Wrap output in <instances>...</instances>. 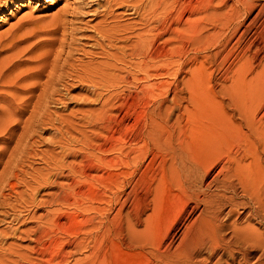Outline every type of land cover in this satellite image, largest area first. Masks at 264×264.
<instances>
[{
    "label": "rangeland",
    "instance_id": "374dc122",
    "mask_svg": "<svg viewBox=\"0 0 264 264\" xmlns=\"http://www.w3.org/2000/svg\"><path fill=\"white\" fill-rule=\"evenodd\" d=\"M8 1L0 5V97H10L0 99V264H216L219 252L211 259L191 242L209 219L204 199L233 209L218 218L223 225L237 219L264 231L260 217L238 216L236 202L247 199L223 186L234 179L236 143L219 131L235 124L248 134L237 107L257 120L264 104L254 111L244 94L218 86L263 23L264 0L243 10L240 30L261 16L241 43L209 60L219 43L196 52L177 22L210 28V0H188L193 15L176 14L174 0ZM200 65L195 99L185 80ZM250 251L252 264L264 257Z\"/></svg>",
    "mask_w": 264,
    "mask_h": 264
},
{
    "label": "bare ground",
    "instance_id": "6f19581e",
    "mask_svg": "<svg viewBox=\"0 0 264 264\" xmlns=\"http://www.w3.org/2000/svg\"><path fill=\"white\" fill-rule=\"evenodd\" d=\"M47 1L48 0H45V2ZM231 1L232 3L228 4L229 0H218L215 6H212V0L206 3L207 6L205 11H211L209 13V23L211 25L210 28L195 29L194 22H190L189 19L183 20V17H180V20L177 22L182 26H188L186 29L189 31L191 30V34L193 35L189 41L192 42L190 44L191 48L196 52L204 49L203 46L207 48L210 46V44L219 43V49L206 57L208 60L212 58L216 59L218 55L223 54L222 50L226 47V45L229 44V42L233 41V45H236L238 42L241 43L242 39L247 35L248 30H250L251 25L255 24L261 16V12H258L256 14L257 16L253 18L243 30H240L242 27L241 18L243 17V10H250L252 7H254L256 2L255 0ZM8 2V0H0V5L7 6ZM174 2H177L176 14L179 12L182 14L186 13L188 15L194 14L195 11L193 10L192 6H190V2L188 0H174ZM215 22L217 23L214 25ZM262 22V24L260 23V28H256L255 33L252 34V39L247 43L246 47L241 49L242 53L238 54L227 65V67H225L220 78V83L218 84V86H220L219 91H222L223 93H231L232 91L236 95L244 94L248 102H250V107H252L254 111L256 109H260V107L264 104V19ZM218 23L221 26L220 28L217 25ZM232 23L233 27L229 32L230 37L227 40L225 39V41L221 42L219 38L224 31L223 29ZM238 34L239 37L236 38V35ZM10 42L8 41V44L6 43L9 47ZM128 46L131 49V52H133L131 44ZM186 47L190 46L187 45L182 48L184 49ZM129 48H127L129 51L128 54L126 51H123L122 53L132 55ZM1 51L2 50H0V52ZM138 53L141 54V57L147 56L143 50L138 51ZM222 60L226 61V57H223ZM201 67L202 65L196 68L195 71L193 70L190 74V77L185 80V86L187 87L189 93L194 96V98L195 95L193 92L202 90L200 86L204 82L200 75L202 72ZM4 76L3 65H1L0 83ZM3 82L5 83V81H2V84ZM5 84L7 85V83ZM0 99L9 101L10 97L4 94L0 97ZM242 109V107H237L238 117H244L249 129L248 134L244 132L240 133L238 126L235 124L230 126L229 124L224 123L220 126L219 130L224 136H226L227 139H229L230 143H232V141L236 143V149L233 151L234 167L231 175V177H234V179L232 181L230 179L229 181H223V186L224 188H230L232 191L237 192L238 196H242L244 199H247L245 202H236V205H239V207L243 209L241 212L243 214L238 215L239 217L242 216L244 217L243 220H247L249 217H251V215H253L260 217L264 221V117H261L257 120H255L254 117L253 119L247 118L245 115L247 108L245 107L244 113L242 112ZM155 133L156 132L153 129H148L147 134L152 135L154 138ZM258 148H260V151ZM229 170L230 166L228 165L225 170L226 178L229 176ZM208 200L209 199L203 200L204 205L200 212L203 213L206 206H208L206 210L208 213H210V215L208 214L209 219L204 220V218H202L203 216L201 217V220L196 225V229L193 233L191 240L193 244L198 243L201 249L209 251L208 257L214 256L217 254V252H219L220 257L216 264H234L235 262L233 261V258L235 254H239L241 256V260L240 258L239 260H236V264H250V255L253 252L250 250L252 247H258L264 253V231H258L257 229L253 227L251 228L248 225L245 227L238 226L237 219H234V221L229 225H223L218 221V218L222 214L224 218H230L234 214L233 209H230L224 213L223 209L218 206L215 207L213 202L209 204ZM155 201L156 195L154 203ZM160 205L161 198L158 200V207L154 208V211L160 212ZM249 210H251V212H249ZM249 213L251 214L249 215ZM153 220V218H150V223H152ZM216 220L218 222H216ZM225 228L231 231V236L229 238H226L225 234L223 233V229ZM189 248L191 252V258L199 255L198 252L193 249L192 245H189ZM224 256H226L225 259L223 258ZM260 256L257 257L253 264H264V257ZM228 258L231 259L232 262L227 261ZM221 259L223 261H220ZM200 264L206 263H202L201 261Z\"/></svg>",
    "mask_w": 264,
    "mask_h": 264
}]
</instances>
